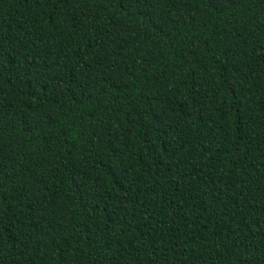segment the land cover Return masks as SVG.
Wrapping results in <instances>:
<instances>
[{"label": "trees", "instance_id": "1", "mask_svg": "<svg viewBox=\"0 0 264 264\" xmlns=\"http://www.w3.org/2000/svg\"><path fill=\"white\" fill-rule=\"evenodd\" d=\"M0 264H264V0H0Z\"/></svg>", "mask_w": 264, "mask_h": 264}, {"label": "snow or ice", "instance_id": "2", "mask_svg": "<svg viewBox=\"0 0 264 264\" xmlns=\"http://www.w3.org/2000/svg\"><path fill=\"white\" fill-rule=\"evenodd\" d=\"M214 3L222 2V0H213Z\"/></svg>", "mask_w": 264, "mask_h": 264}]
</instances>
